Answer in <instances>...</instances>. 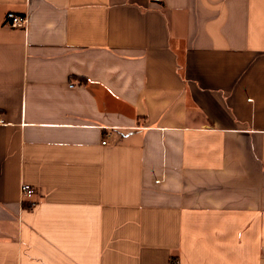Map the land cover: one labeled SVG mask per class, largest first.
Masks as SVG:
<instances>
[{
	"label": "crops",
	"instance_id": "crops-1",
	"mask_svg": "<svg viewBox=\"0 0 264 264\" xmlns=\"http://www.w3.org/2000/svg\"><path fill=\"white\" fill-rule=\"evenodd\" d=\"M0 116V264H264V0H0Z\"/></svg>",
	"mask_w": 264,
	"mask_h": 264
},
{
	"label": "built area",
	"instance_id": "built-area-1",
	"mask_svg": "<svg viewBox=\"0 0 264 264\" xmlns=\"http://www.w3.org/2000/svg\"><path fill=\"white\" fill-rule=\"evenodd\" d=\"M6 24L14 27V28H23L27 29L29 26V17L27 13H19L15 11H9L6 15ZM5 119L0 116V123H5ZM106 143V140L103 141ZM21 192L24 198H31L34 193L35 189L30 184H22L21 186ZM170 264H179L178 259H172Z\"/></svg>",
	"mask_w": 264,
	"mask_h": 264
}]
</instances>
